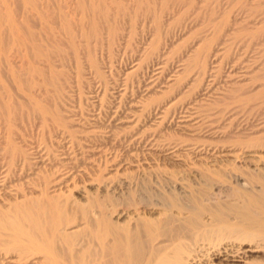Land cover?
<instances>
[{"label": "rangeland", "instance_id": "1", "mask_svg": "<svg viewBox=\"0 0 264 264\" xmlns=\"http://www.w3.org/2000/svg\"><path fill=\"white\" fill-rule=\"evenodd\" d=\"M263 159L264 0H0V264L41 261L4 225L33 198L64 203L61 232L96 262L97 218L105 246L134 247V202L179 186L141 166L199 181V163L264 173Z\"/></svg>", "mask_w": 264, "mask_h": 264}, {"label": "bare ground", "instance_id": "2", "mask_svg": "<svg viewBox=\"0 0 264 264\" xmlns=\"http://www.w3.org/2000/svg\"><path fill=\"white\" fill-rule=\"evenodd\" d=\"M129 111L131 112L130 109H129ZM126 118H128V116ZM92 148H93V146H92ZM93 149H95V148H93ZM104 149H105V147H103V150ZM116 153H117V151H116ZM129 153H131V152L129 151ZM194 153H195V151H194ZM217 153H215V154H217ZM225 153H227V152H225ZM230 153H232V152L230 151ZM257 153H259V152H257ZM232 154H235V153H232ZM39 155H37V156H39ZM170 155H171V153H170ZM184 155L186 156L185 153H184ZM184 155L182 154L181 156L185 157ZM191 155H192V153H191ZM208 155L206 157H208ZM193 156H194V154H193ZM177 157H178V155H177ZM237 157L239 158V157H241V155L238 153L237 156L235 155V159ZM113 158H115V157H113ZM187 158H188V156H187ZM191 158H192V156H191ZM199 158L201 159L202 156ZM104 159H103V161H104ZM219 159H221V158L219 157ZM115 160H117V159H115ZM190 160L191 159H189V161ZM256 161H257V159H256ZM204 162H205V160H204ZM229 163L231 164V161ZM116 164H119V163H116ZM218 164H220V162ZM222 164H224V163H222ZM233 164H231V165H233ZM210 165H208V164L206 165V163H205V167H203L204 165L201 166L199 163V166L201 168L199 166L198 167L201 169V171H197V173H195V174H198V172H199V174H201L202 177L200 178L199 176H197V177H199V181L197 180L198 178L195 177L196 178V180H195V178L193 177L195 180V183H196L195 186L193 183L194 182L193 178L191 179L192 176L186 177L187 175H191V174L186 173L187 175H183V173H182L183 171L181 170L183 167L181 169L180 168L177 169L174 166L170 167V168L164 167V169H159L162 166H160V167L157 166L156 168L151 169L150 167L148 168V166L147 167L144 166L147 169V170H145L141 166L143 171H146L147 173L150 174L148 176H151L153 174V175H156L155 178H157V177H160V175L162 173H163L162 175L166 174L167 177L169 176L168 178H171L175 183H177L179 185L178 186L179 188L175 185L177 188L174 187V189H175V193H174V192H171V191H174V189L171 190V188H173V187L169 186L168 187L169 189L167 188L168 192L167 191L164 192V190L166 188L164 189V187H162L159 184L162 187V189H164L163 191L161 190V192L167 193V195H164V193H163L162 196H159L157 194L161 198L156 197V195H155L156 198H154V199L151 198V200H150L149 197L152 196L153 193L151 195H149V193H150V191H149V193H148L149 196L146 194V196H148L147 198L149 200H147V198L141 197L136 202H134V204H136V205L139 204V206H140L139 209H141V211L140 210L139 211L144 213L143 215L138 216L139 217V218L137 217L138 219H136V216L134 218V221L136 219V221L134 222V234H133L134 236L132 235L133 239H134V242H133L134 247H131L132 242L130 243V239H129L131 236L129 237L127 235H126L127 236L126 238L129 240V245L124 242L125 241L124 239H126V238L123 237L124 239L120 240L119 237H121V236H119L118 237L119 240L121 242H124V243H122L123 245H121V243L118 242V238H117L116 242H118L119 244L116 243L114 241L115 237H113V242L108 240L109 243L112 242V246L110 247L109 245H111V243L109 244L107 241L106 242L109 245L105 246L104 245L105 240H103V239H105L104 236H105L106 231H107L106 228L108 225V221L106 219H103V220H106L105 222L102 219L100 220V218H97L99 215H97V217H96L97 221H96V223L94 222L95 227L92 226V228L94 227V229L96 230L94 232L95 236L100 240L99 241L100 243L98 242L99 243L98 250H97V245L96 244H95L96 246L94 245V247L98 253V255L96 256L97 261L95 260L96 262H94L93 259H92L93 262L92 261L90 262L89 258H87V256L91 257V255H92L90 253L91 250L89 248H88V250H90L89 252H87V251L84 252L82 250V253L83 252L84 253H90L88 255L84 254L89 261L84 256H83L84 257L83 258L82 255L77 254V253H81L80 252L81 249H76V247H75L73 250L75 253L72 251V249H73L72 247H74V246H72V244L75 241L74 237L78 236V235L74 234L75 236H73L71 234L61 232L60 227H62V226H60V225L64 223V220H63L64 217L63 216H66V215H63L59 212V211H61L60 210L62 207L61 205L64 203L56 204L57 202L56 203L54 202V200H56L55 199L56 197H54V199L51 198V199L47 200L46 199L47 197L45 196L46 197L45 199L47 201H45V199L41 200L40 198L39 199L33 198V200L31 202L29 201L30 203L29 202L28 203L26 202L27 204L20 203V204H23V207L21 206V208L18 207L19 209L18 208H15V209H18L17 210L18 214L19 213H21V214H19V215L17 214L15 218H13L12 220H8V221H10V223L7 222V220H6L4 225L6 227L8 225L7 228H10L13 230V231H11L13 233L10 232L11 235H10V233H9V235H10V237L12 236V239L15 242L17 241V244L16 243L15 244L18 246V241H20V243L22 244V246H21L22 251L20 253L21 256L22 255L26 256L27 251H28V253H29V251L41 253L42 256H41V254H39V255L42 258H41V261H38V262L42 263V264H223L222 262H226L225 264H239V262L242 259L246 258V256H250V255L252 256L253 253L261 251L262 248L264 249V173H263V171L262 172L257 171L258 173L256 171H255L256 173H252L250 171L245 172V171H243L245 168L244 169L241 168L239 170L240 173H238L239 171L236 172V170H238L237 165H235V168H231L232 166L228 167L229 170H226V168H225L226 166L225 167L223 166V168H225V170H224L221 168V166L216 167V165L215 166L213 165V167H212ZM227 165H229V164H227ZM153 166H154V164H153ZM196 166H197V164H196ZM25 167H27V166H25ZM107 167H108V165H107ZM230 168H231V170H230ZM148 169H150V170H148ZM200 169H198V170H200ZM186 170H187V168H186ZM189 171L190 170L188 168V172ZM253 171H254V169H253ZM135 173H136V171H135ZM147 173H145V174H147ZM243 174H245V176H243ZM193 175H194V173H193ZM159 179L162 180V176ZM135 180H137V179H135ZM41 181H42V179H41ZM149 181H151V180H149ZM156 181L158 182V180H155V183H156ZM163 181H165V180H163ZM168 181L170 182L171 180H168ZM168 181L167 182L165 181L166 184L168 183ZM173 181H171V182L173 183ZM47 182H46V184H47ZM161 182L162 181H160L159 183H161ZM152 183H151V185H155ZM162 183H164V182H162ZM172 183H171V185H172ZM225 183L226 184L230 183L228 186H232V183H233L234 187L233 186L227 187L230 190L224 189ZM166 184H165V186H166ZM157 185L158 184L156 183L155 186L157 187ZM43 186H44V182H43ZM172 186H174V185H172ZM40 187H42V186H40ZM148 187H149V189H151L150 186H148ZM186 187H187V189H186ZM216 188L217 189L219 188V190H220L219 193L221 192L220 194L223 193V197H217L216 195H214L216 197L214 199H212L213 198L212 192ZM49 189H50V187H49ZM145 190L147 191V189H145ZM169 190H171V191L169 192ZM43 191H45V190H43ZM153 192H155V191H153ZM159 192H160V190H159ZM143 193L144 192H142V190H141L140 194L142 195ZM219 193H217V194H219ZM34 195H36V194H34ZM37 195H38V193H37ZM137 197H139V196H137ZM137 197H134V200H136ZM153 197H154V194H153ZM23 201H25V200H23ZM57 201H58V199H57ZM60 201L62 202V200H60ZM157 208L160 209V212H158L159 215L153 216V214H152L153 212H152L151 213L152 216H151V214H150L151 210L150 209H157ZM134 209L138 210V208H134ZM63 213H65L64 210H63ZM140 214L141 213H139V215ZM101 216H103V215H101ZM103 218H104V216H103ZM66 220L67 221L69 220L68 215H67V219L65 218V222H66ZM95 220H93V221H95ZM0 224L2 225V223H0ZM109 231H112V230H109ZM85 232H87V231H85ZM90 233L92 234V231ZM84 234H86V233H84ZM107 234H108V231H107ZM81 235L82 234H80V236ZM93 235L94 234H92V236ZM119 235H121V234L119 233ZM87 236L89 237V235H87ZM95 236L93 237V239L94 238L97 239ZM111 236H112V234H111ZM91 239H92V237H91ZM133 239H132V241H133ZM9 240L11 241V239H9ZM13 240L11 242L14 243ZM89 240H90V238L87 241H89ZM110 240H111V238H110ZM103 241H104V243H102ZM58 242H63L61 244H64V242H66V243H68V246H65L66 243H65L64 247H62V245L60 244L62 247L61 248L60 245L58 244ZM95 242L97 243V240H95ZM114 242L116 244H113ZM126 242H128V241L126 240ZM90 244H92V243H90ZM19 249L20 248L18 246L17 250L20 252ZM75 249L77 250V253H76ZM99 249L101 251L100 252L101 254L99 253ZM78 250H80V251L78 252ZM105 251H107V254L108 253H111V254L104 256L106 254ZM22 252H24V254L26 253V255H24ZM104 252H105V254H104ZM94 255H96L95 251H94ZM40 256H38V259ZM108 256L110 258H108ZM92 257H93V255H92ZM42 259H43V261H42ZM18 260L21 261V259H18ZM34 262H37V259ZM39 263H36V264H39ZM245 264H264V256L260 257L259 255L257 256L254 254L253 259H251L248 263H245Z\"/></svg>", "mask_w": 264, "mask_h": 264}]
</instances>
